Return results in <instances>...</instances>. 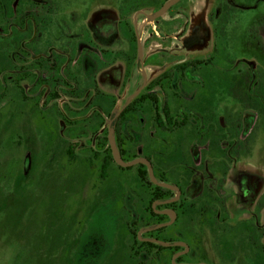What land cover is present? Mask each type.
<instances>
[{
	"label": "rangeland",
	"instance_id": "374dc122",
	"mask_svg": "<svg viewBox=\"0 0 264 264\" xmlns=\"http://www.w3.org/2000/svg\"><path fill=\"white\" fill-rule=\"evenodd\" d=\"M31 1L0 0V264H174L167 254L133 257L128 210L148 202V189L137 167L122 170L112 163L101 179L109 135L113 131L116 140L118 134L111 116L96 114L92 106L97 86L115 95L113 114H119L183 59L211 61L198 73L187 70L191 90L173 83L172 93H157L165 99L180 94L172 107L201 118L199 124L194 120L197 128L163 135L151 130L143 114L131 132L125 126L122 131L139 145V157L142 144L148 145L143 140L153 134L159 140L151 145L156 164L189 173L184 200L211 203L204 196L211 191L219 198L213 217L188 210L174 231L168 229L189 245L183 263L264 264V0H183L158 20L153 16L165 0H146L142 14L122 16L131 32L120 26L129 41L137 28L140 49L131 41L119 43L110 59L93 21L116 0ZM45 1L44 20L62 35L65 52L57 89L55 70L40 81L34 74L25 81L23 70L9 61L12 13L27 14ZM132 54L136 59L128 66ZM152 56L162 62L151 63ZM108 63L119 72L116 80L107 75ZM248 69L255 76L249 91L260 102L257 108L239 101L225 78ZM69 142L77 144L75 161L67 155ZM145 232L140 228L137 235L144 239Z\"/></svg>",
	"mask_w": 264,
	"mask_h": 264
},
{
	"label": "trees",
	"instance_id": "16d2710c",
	"mask_svg": "<svg viewBox=\"0 0 264 264\" xmlns=\"http://www.w3.org/2000/svg\"><path fill=\"white\" fill-rule=\"evenodd\" d=\"M210 61L194 60L190 62L179 63L176 67L165 72L155 81H153L152 84H150L149 88L154 87L156 85H162L163 88L171 87L173 83L175 85L181 83L183 87L188 86L189 84L188 81L186 80V72L189 69V67L192 68V71L198 73L200 72V67L208 64ZM226 75L227 76H225V78H227L228 81H230L233 95L242 103H245L253 108H257L259 105L258 104L259 100L256 99L253 96V94L249 91V87L252 83L251 81L252 79H255L254 78L255 76L252 73V71L248 69L247 71L242 73H237V74L227 73ZM95 88H96V95L94 97V103L102 111H104L106 115L111 116L115 104V97L114 96L109 97L108 95H105L97 88V86ZM168 95H169L168 98L165 99L164 97L162 98L157 93L148 91L147 94H142L141 96H138L134 100H132V102L120 113V115L114 119L113 126L116 127V131L118 134L116 143L124 160L130 161L135 158H138L140 155L136 153V147L139 145H137V143L134 141L131 133L130 135H127L122 131V127L125 126L126 129H128L129 132H131V130L134 128V125H137L139 123L140 117L143 114L148 115L149 120L151 119V130H154V132L156 131L158 133L160 132V134L163 135L164 133H168V132L173 133L175 131L182 130L189 125H193L195 128H197L198 125H195L196 123L194 120L196 119L197 124H199V120L201 118L195 116L193 120L192 116H190L193 115L192 113L184 111L183 108L182 109L172 108V103L176 101V97H179L180 94L174 93ZM94 112L98 115L100 114V112L97 110ZM198 130H199V134H201L202 131L204 130L203 126L202 129L200 128ZM152 135L150 138L143 140V143L145 141L148 142V145L142 144L143 149H145L144 157L148 158L152 162L155 170V175L161 182H170V177H172L171 176L172 169L165 170L159 167L156 164V160L152 158V156L156 157L157 150L155 147V150L153 151L151 145L153 144V141L154 142H156V140L159 141L157 138L152 137ZM127 140L130 142H127ZM76 145H77L76 143H71V142L68 143L67 155L69 160L71 161L77 160L78 157L77 154L75 153ZM163 146H166L165 142ZM97 153L94 156L95 158H98ZM93 159L94 158H89L88 161L92 162ZM103 159H104V163L102 165L100 172V176L102 180L108 176V170L111 164L116 163L110 146L106 149L105 156ZM117 166L122 170H130L134 167H137V178L141 182V184H143L148 189V195H149V197L147 198L148 202H146V204H143L142 206L138 205L137 209L135 208L136 209L135 211L130 208L128 210V212L130 213V218L127 228L131 232L133 237L132 245H131V250L134 252L133 257L136 260H138V258L143 254L145 256H150V257H154V255L161 257L163 254H167L170 257H172L175 252L182 249V247L180 246H173L172 243L183 241V239L172 237L173 235L168 236L167 230L169 227L167 226L162 228L157 227L158 224L167 220L168 217L163 214H157L155 208L153 207V203L158 199L166 200L170 198L173 194V191L171 189L153 183L150 178L148 168L144 164H138L128 168H123L118 164ZM175 177L178 178L177 183H179V186L182 189L188 185L189 173H186L184 170H182V172L179 171L178 173H176ZM180 181H185V183H183L184 185H180ZM204 196L206 197L208 196L212 198V202L207 203V201L203 202L202 200H199V201H191L189 203L184 199L181 201L177 209L179 218L177 222L170 227L171 231L172 230L174 231L178 227V224L181 221V219H186L185 217L189 215L188 210L193 211V213H196L197 215L201 213L205 214L206 211H207V215H212V214L216 215V208L220 206V201L217 194L211 191V194L206 192ZM169 206H173V205L167 204L162 207L167 208ZM140 228H145V229L151 228L150 230H147L144 233L143 235L144 238L146 237L154 238V236H158L155 237L154 239L170 243V245H163L154 241L141 240L137 235V231ZM193 236H194L193 234L188 235L187 237L188 239H185V241L190 242V238L192 240ZM135 245H137L139 248L137 247L136 249ZM138 261L137 262L139 264L143 263L140 260ZM177 261H183V259L179 258L177 259Z\"/></svg>",
	"mask_w": 264,
	"mask_h": 264
},
{
	"label": "flooded vegetation",
	"instance_id": "af4514ba",
	"mask_svg": "<svg viewBox=\"0 0 264 264\" xmlns=\"http://www.w3.org/2000/svg\"><path fill=\"white\" fill-rule=\"evenodd\" d=\"M117 1L118 0L112 2V4H110L111 5L110 7L106 6L105 9L102 10V12L99 11V12H101V13H99L100 16L95 17V19L93 21V32L97 33V34H98V32H100L99 35H101V37H103L105 48H106L105 58H107V59H110V57L112 56V51L115 49L114 46L119 45V43H122L123 45H127V43H128V45H129V43L131 41V43H133V45H135L136 50L137 49L139 50L140 46H141V42H140L141 40L139 38L137 28L133 29V34L131 35V39L129 41L128 37H123L120 26H123L124 32L126 34H127V32H131L129 24L126 21V18H124L122 16H125L128 13L133 12L134 10L137 11L138 14H142L143 11L141 8L143 7L142 5L146 2V0H119L120 2H117ZM167 1L168 0H165L164 3H166ZM182 1L183 0H180L178 3H176L175 5L170 7L166 12L172 10L175 6H177ZM29 2L32 4L31 0H29ZM164 3H162V5ZM37 5H38V7H34V8H32L33 7L32 6L30 8L31 9L30 12H25L27 14H22V13L18 12V10H16V11L14 10V13H12V17L10 18L11 20L7 26V27H9V33L8 34H9V36L12 37L10 39V48H11V51L9 54L10 67L15 69L18 66L19 72H21L23 70V76H26V78L23 77L24 79H22V80H25V81H30L32 79L33 74L36 75V78L40 81L43 74L45 75L46 73H50V72L53 73V71L55 70L53 78L55 80L56 89H57V87L62 86V84L59 81H63V79H64V76L62 74V65L63 64H61V62H62L61 60L63 57L62 55H64V53H65V52H62V49H61V47L63 46L62 45V38H61L62 35H60V33L58 31L52 32V31H54V29H53L54 25L51 28L50 26L52 24L48 23L47 20H44V19H47L46 18V15H47L46 1H45V3H43V2L39 3L38 2ZM162 5L157 9V11L162 7ZM116 9L118 10L117 13L114 12V10H116ZM156 12H155V14H156ZM118 14L121 16V19L117 18ZM161 16H159L153 20H158ZM90 43H93V42H91V40H90ZM122 49H126V48H124V46H123L121 48V50ZM72 53H75V49L74 50L72 49L71 52H69V55L66 53L67 54V57H66V63L67 64L70 63V61H72ZM135 59H136V56H134L133 54L130 55L129 59H128V66H129V62L132 63V61H134ZM150 60L153 61L151 63L162 62L161 60H159L157 58V56H152L150 58ZM18 61H23V62H25V64L19 65ZM191 61H194V60H191ZM184 62H190V61L184 60V59L179 60L170 69H173L179 63H184ZM108 64L105 67V68L109 67L108 68L109 72H107V75H111L113 80H116L119 72H115L116 70L114 67H112L113 65H110V64L108 65ZM189 68H191V67H189ZM34 71H36V73ZM160 76H158L157 78H159ZM21 77H22V75H19V76H17V79L15 78L13 81H15V80L19 81V80H21L20 79ZM157 78H155L153 81H155ZM152 82L150 84H152ZM34 83L30 82L29 85L31 88L35 86L36 83L35 84ZM150 84L147 85L144 90L157 93V90L159 89V91H161L162 93H164V92L172 93L171 87H164L163 88L162 85H156L154 87L149 88ZM15 87L17 89H19L20 86L18 84V86L15 85ZM192 88H193V86H191V85L183 87L184 90H187V89L191 90ZM200 89H203L202 86ZM102 93H104L105 95H108L109 97L115 96L113 94H108V93H105L103 91H102ZM55 94H57V93H55ZM95 95H96V92H95ZM131 102H129L120 111V113ZM116 105H117V99L115 98V104H114L113 110L116 107ZM96 110L100 112L99 115H102L104 117L106 116L104 111H102L96 104H94L92 106V111L94 112ZM113 110H112L111 118L114 121V119L116 117H118L120 115V113L119 114H113ZM113 121H112V124H113ZM175 174L176 173H175L174 169H172V175H171L172 177H170V182H161L157 178V180L160 183H169V184L175 186L176 188H174V189L168 188V189H171L173 191V194L170 198H168L166 200L158 199L153 203V204H155V207L154 206L153 207L155 208V211L157 212V214H163V215H166L168 217V219L162 223H167V222L171 221L170 215L163 213V211L174 210L177 213L176 219L172 222V224L167 225V227H169V228L171 226H173L179 218V214H178L177 209H178L181 201L184 199V191H185V187L182 189L179 186V183H177L178 178L175 177ZM183 183H185V181H180V185H184ZM157 185H159V184H157ZM178 193H180V194L178 195ZM169 200H173V201L168 202ZM167 204H171L173 206H169L167 208L162 207V206L167 205ZM160 207H162V208H160ZM162 223H160V224H162ZM160 224H158V225H160ZM162 227H166V226H162ZM162 227H158V228H162ZM167 234H168V236L172 235L171 232H168ZM224 235H227V234L225 233ZM155 237H158V236H154V238ZM172 237H174V236H172ZM154 238L146 237V239H154ZM155 240H157V239H155ZM147 241H149V240H147ZM154 242H156V241H154ZM174 243H177V242H174ZM174 243H172L173 246H180L183 249V251H182V249H180L173 254V256H172L173 258L178 254V256L176 258H174V261H173L174 264H176V263L177 264H186V263H183L184 260L183 261H177V259L182 258L187 254V251L189 250V245L185 242H182V241L178 242V243H185L188 245V247L185 245H175ZM183 246L185 248H183ZM190 252L191 253L193 252V250L191 248H190ZM190 252H189V254H190ZM203 264H205V263H203Z\"/></svg>",
	"mask_w": 264,
	"mask_h": 264
},
{
	"label": "water",
	"instance_id": "95a60500",
	"mask_svg": "<svg viewBox=\"0 0 264 264\" xmlns=\"http://www.w3.org/2000/svg\"><path fill=\"white\" fill-rule=\"evenodd\" d=\"M180 0H169L167 1L166 3H164L162 5V7L156 12V14L153 16V19L161 16L162 14H164L170 7H172L173 5H175L176 3H178ZM113 131L110 133L109 135V140H110V147H111V150H112V154H113V157H114V160L115 162L123 167V168H128V167H132V166H135V165H138V164H144L147 166L148 168V171H149V175H150V178L152 180L153 183L155 184H159L163 187H166V188H171V189H174L176 188L175 186L169 184V183H160L158 180H157V177L155 175V171H154V167H153V164L152 162L146 158V157H138V158H135L133 160H130V161H126L124 160V158L122 157L119 149H118V146H117V143H116V140L115 138L113 137ZM180 193H178L179 195ZM173 200H169L168 202H171ZM153 206L155 207V204H153ZM163 213H166V214H169L170 217H171V221L167 222V223H162L160 225H158L157 227H162V226H167V225H171L172 222L176 219V216H177V213L174 211V210H166V211H163ZM151 228H148V229H145V231L147 230H150ZM138 237L140 239H142L140 237V235H138ZM142 240H149V241H156L157 243H160V244H163V245H170V243H167V242H163V241H160V240H155V239H142ZM175 245H185L188 247L187 244L185 243H174ZM178 256V254L174 257L176 258ZM173 258V259H174ZM177 264V263H176ZM203 264V263H201Z\"/></svg>",
	"mask_w": 264,
	"mask_h": 264
}]
</instances>
